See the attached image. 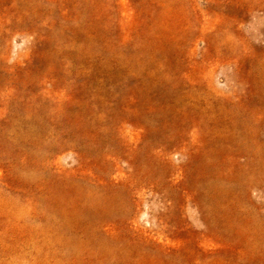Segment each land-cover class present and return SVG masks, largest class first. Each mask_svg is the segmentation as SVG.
Returning a JSON list of instances; mask_svg holds the SVG:
<instances>
[{
    "label": "rangeland",
    "instance_id": "rangeland-1",
    "mask_svg": "<svg viewBox=\"0 0 264 264\" xmlns=\"http://www.w3.org/2000/svg\"><path fill=\"white\" fill-rule=\"evenodd\" d=\"M0 264H264V0H0Z\"/></svg>",
    "mask_w": 264,
    "mask_h": 264
}]
</instances>
